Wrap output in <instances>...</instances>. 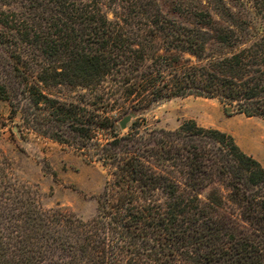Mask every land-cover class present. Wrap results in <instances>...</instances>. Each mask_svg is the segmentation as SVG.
I'll list each match as a JSON object with an SVG mask.
<instances>
[{
    "label": "trees",
    "instance_id": "obj_1",
    "mask_svg": "<svg viewBox=\"0 0 264 264\" xmlns=\"http://www.w3.org/2000/svg\"><path fill=\"white\" fill-rule=\"evenodd\" d=\"M204 1L211 10L164 11L159 0H0V25L19 40L0 32V45L17 57L9 66L25 79L28 103L5 84L0 98L37 132L76 136L106 173L96 211L83 219L45 207L37 184L2 170L0 264H264L259 160L229 133L193 119L173 130H144L140 117L119 127L132 111L188 96L216 98L264 121V31L238 18L227 0ZM15 2L39 9L46 25L2 9ZM213 43L228 51L208 52ZM28 49L51 62H38L33 82L20 64ZM39 83L81 94L66 101Z\"/></svg>",
    "mask_w": 264,
    "mask_h": 264
},
{
    "label": "rangeland",
    "instance_id": "obj_2",
    "mask_svg": "<svg viewBox=\"0 0 264 264\" xmlns=\"http://www.w3.org/2000/svg\"><path fill=\"white\" fill-rule=\"evenodd\" d=\"M227 1L238 18L245 21L252 29L264 31V7L256 4L255 0ZM23 3L24 6L29 5L27 1ZM159 3L164 11H169L178 4L211 10L204 0H159ZM24 6L21 7L20 3L15 2L2 9L15 11L19 17L22 15L28 18L29 24L46 25L37 17L40 13L39 9H29ZM111 8L105 5L103 9L111 16ZM213 17L218 19L215 14ZM219 22L223 23L221 20ZM0 32L7 34L6 38L10 42L18 43L17 36H10L12 32L1 25ZM207 50L214 55L228 51L227 48L216 43L208 45ZM10 54L11 47L2 43L0 84H5L9 92L12 88L18 89L20 92L18 98L22 105H26L28 100L22 83L25 79L11 70L9 62L13 64L17 57L15 55L12 57ZM36 60L32 49H28L22 56L21 70L28 74V82L36 81L37 73L42 71L41 66L48 67L51 64L43 57ZM38 62L42 65L39 66ZM40 86L66 101L78 99L81 94L80 89H72L69 86L46 88L41 84ZM129 115L131 120L126 128L122 129L123 131L127 130L135 117L144 119V130L153 128L173 130L183 120L193 119L203 127L216 128L229 133L243 151L255 157L264 166V121L256 116L246 117L235 113L233 109L228 112L226 106L216 98L188 96L158 100L142 109L130 112ZM36 130L38 129L30 128L23 122L20 111L12 113L9 102L0 98V173L2 170H9L17 179L37 184L45 207L67 208L83 219L90 218L96 211V195L103 188L106 179L105 170L98 162H90L82 154L77 143L74 142L76 136L66 133H63V136H49ZM206 193L207 190H204L201 197Z\"/></svg>",
    "mask_w": 264,
    "mask_h": 264
},
{
    "label": "water",
    "instance_id": "obj_3",
    "mask_svg": "<svg viewBox=\"0 0 264 264\" xmlns=\"http://www.w3.org/2000/svg\"><path fill=\"white\" fill-rule=\"evenodd\" d=\"M226 110H227L228 112H230L232 109H231L230 106H228V107L226 108ZM130 120H131V116H130V115H126L125 117H123V118L119 121V127H120L121 129H125L126 126H127V124L130 122Z\"/></svg>",
    "mask_w": 264,
    "mask_h": 264
}]
</instances>
